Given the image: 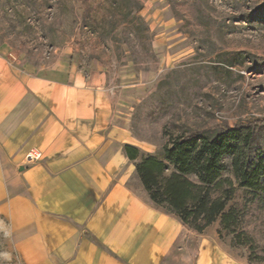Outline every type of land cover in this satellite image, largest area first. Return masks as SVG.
I'll return each mask as SVG.
<instances>
[{"label": "rangeland", "instance_id": "374dc122", "mask_svg": "<svg viewBox=\"0 0 264 264\" xmlns=\"http://www.w3.org/2000/svg\"><path fill=\"white\" fill-rule=\"evenodd\" d=\"M0 54L34 69L97 66L117 140L142 155L161 157L170 137L249 124L264 149V0H0ZM246 228L264 244L261 204ZM175 243L174 264H259L218 219L200 233L183 225ZM0 264H27L1 213Z\"/></svg>", "mask_w": 264, "mask_h": 264}, {"label": "crops", "instance_id": "0c3cea01", "mask_svg": "<svg viewBox=\"0 0 264 264\" xmlns=\"http://www.w3.org/2000/svg\"><path fill=\"white\" fill-rule=\"evenodd\" d=\"M105 84L94 64L0 54V213L27 264L175 262L183 224L143 188Z\"/></svg>", "mask_w": 264, "mask_h": 264}, {"label": "trees", "instance_id": "16d2710c", "mask_svg": "<svg viewBox=\"0 0 264 264\" xmlns=\"http://www.w3.org/2000/svg\"><path fill=\"white\" fill-rule=\"evenodd\" d=\"M254 141L252 124L235 125L170 137L161 157L141 155L130 144L123 152L136 161L137 175L155 204L198 233L218 219L233 245L247 249L249 262L264 264V244L246 228L250 206L264 207V149ZM238 189L242 203L229 205Z\"/></svg>", "mask_w": 264, "mask_h": 264}]
</instances>
